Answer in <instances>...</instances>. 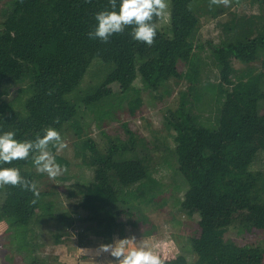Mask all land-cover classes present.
Returning <instances> with one entry per match:
<instances>
[{
    "label": "trees",
    "instance_id": "16d2710c",
    "mask_svg": "<svg viewBox=\"0 0 264 264\" xmlns=\"http://www.w3.org/2000/svg\"><path fill=\"white\" fill-rule=\"evenodd\" d=\"M253 1L264 10V0ZM116 3L119 11L121 0ZM202 4L205 11H199ZM7 6L0 23V135L14 131L15 139L24 141L42 137L49 127L62 138L68 128L74 130L76 155L94 173V180L79 185L76 192L79 201L73 212L83 210L81 220L89 225L83 232L89 228L107 237L119 226L150 222L139 203L154 202L161 190L148 158L138 150L143 139L128 123H123L125 139L102 131L107 140L101 148L94 137H85L82 111L92 113L100 128L125 102L135 115L143 105V90L162 101L173 93L172 85L185 80L188 89L179 92L178 107L167 109L164 120L173 136L176 171L188 183L177 207L189 217L198 215L200 231L190 238L194 261L181 252L174 258H162L164 264H264V240L240 245L225 238L238 217L247 229L264 231V25L256 28L259 17H249V25L232 21L227 31L236 32L212 46L219 80L210 85L213 95L206 100L199 90L196 63L198 51L205 48L198 42L202 14L216 18L227 10L225 6L213 10L210 0H171V34L157 26L151 46L133 39L134 26L112 35L108 42L89 37L98 24L96 14L111 10L109 0H10ZM95 59L111 68L105 69L99 84L75 96ZM234 60L246 67L236 68ZM180 63L187 65L185 72ZM138 80L141 87L136 86ZM16 87L26 94L20 105L15 95L9 99ZM190 95L195 102L212 107L213 122L207 124L203 113L194 111ZM49 148L60 165H69L52 145ZM36 154L11 164L0 162V168H19L21 176L35 181L40 192L37 198L21 186L0 187V222L7 223L11 241L27 264H49L36 255L29 234L43 216L59 218L64 210L46 200L51 192L40 187L33 171ZM62 218L67 223L71 219ZM83 232L79 244L86 245L89 241ZM155 233V225L144 231ZM60 238L58 233L56 244L62 242Z\"/></svg>",
    "mask_w": 264,
    "mask_h": 264
},
{
    "label": "rangeland",
    "instance_id": "374dc122",
    "mask_svg": "<svg viewBox=\"0 0 264 264\" xmlns=\"http://www.w3.org/2000/svg\"><path fill=\"white\" fill-rule=\"evenodd\" d=\"M9 1L0 2V23L4 18L3 10L8 7L7 3ZM167 2L169 4L167 13L163 18L159 19L157 26L162 32L171 34V0H167ZM199 9V11H205L206 5L202 4ZM216 9H218V6L214 5L213 10ZM202 15L203 25L198 42L205 44V48L197 50L196 63L199 65L201 77L199 90L205 95L207 100L209 96L213 95L210 85L217 83L219 80V71L212 55V46L232 37L236 32L227 31V27L232 25V21L249 25V17L256 15L259 18L255 19V24L257 25L255 26L256 28L262 27L264 25V10L259 2L240 0L238 4L232 3L224 13L216 18H212L210 14ZM209 42H212V45ZM255 65L257 69L260 66L259 63ZM234 66L238 69H244L246 64L239 60H234ZM110 68V64L95 59L75 96H80L99 84L104 73H106L105 69L109 70ZM180 70L185 72L187 65L180 63ZM136 86H142L139 80L136 82ZM172 87L174 89L173 93L162 101L156 100L149 91L143 90L141 93L143 105L135 115L130 113L129 105L125 102L114 109L113 116L106 117L101 122L100 128L98 119L90 112L82 111L81 121L86 127L85 132L87 135L85 137H94L101 148L104 147L107 140L102 131H106L112 137L120 136L121 138H126L123 128V123L125 122L143 139L138 144V150L142 156L148 158L152 176L158 181V187H160L161 191L154 202L139 203L141 211L149 217L150 222L140 221L137 226L128 225L126 226L127 228H121L120 226L117 228L116 231L124 229L123 233L126 230L125 235L129 239L135 238L128 246L138 247L141 243H144L161 258H174L183 252L190 261H194L196 254L191 251L190 238L199 234V217L198 215L189 217L178 210L176 202L179 201L177 199L184 194L188 183L185 177L176 171L177 163L171 151L174 147L173 136L164 120V114L167 109H176L178 107L180 103L179 92L188 89V82L184 80L179 85H172ZM11 92L9 99H13L15 95L16 104L20 105L21 101L26 98V94L21 93L17 87L15 89L12 88ZM192 98L190 95L191 100ZM192 101L194 102V111L203 113L201 115L203 121L207 124L213 122L215 111L210 110L212 107ZM63 139L67 142L68 147L57 154L69 162L68 166L61 165L66 168V171H63L55 179H50L47 173H39L36 167L33 168V171L39 176L37 179L40 187L44 191L51 192L46 197V200L52 201L55 209H63L64 213L62 212L63 216L59 218L56 216H43L42 221L35 226V232H31L30 234L32 235L29 234V241L36 245L34 249L36 255L46 258L49 264H115V258L110 253H102L101 256H95L90 252L88 256L82 254V251L78 249L77 244L80 239V233L89 225L81 220L85 215L83 210L80 209L73 212L79 201V196L76 192L79 185L88 184L94 180V173L90 167L83 163L82 158L76 155L74 147L76 136L72 128L67 129ZM262 158H264V155ZM71 191L75 192V194L70 195ZM66 216L71 217L69 223L62 220V217L65 218ZM122 219L126 221V217ZM153 225L156 226L155 235L144 234V231ZM7 227L8 225L5 221L0 222V264H27L23 255L17 252V244L11 241ZM58 233L61 234V241L65 243L56 247V235ZM117 233L119 236L120 232ZM83 234L84 239H93L89 237L90 234L93 236V232L89 228ZM105 237L103 236L104 240L98 239L94 243L102 244L106 241ZM225 238L231 239L240 245L258 244L264 240V231L256 228L247 229L241 218L238 217L229 226ZM61 247L65 248L62 249ZM67 254L71 256V259L66 258ZM95 259L99 260L96 261Z\"/></svg>",
    "mask_w": 264,
    "mask_h": 264
},
{
    "label": "clouds",
    "instance_id": "9594fccd",
    "mask_svg": "<svg viewBox=\"0 0 264 264\" xmlns=\"http://www.w3.org/2000/svg\"><path fill=\"white\" fill-rule=\"evenodd\" d=\"M109 4L111 10L105 9L96 14L98 24L94 31L88 33L89 37L108 42L112 35L123 33L126 27L134 26L131 33L133 39L149 46L154 43L157 35L154 18H163L169 7L167 0H121L119 11L115 10L116 0H109ZM231 4L232 0H210V7H228ZM44 133L42 137L37 135L35 140L19 141L15 139L14 131L4 132L0 135V162L11 164L14 160H27L30 154L38 153L33 156L37 171L47 173L50 179H55L66 171V168L57 163L49 145L59 153L67 148L68 144L55 128H46ZM5 185L21 186L37 198L40 196L37 183L22 177L20 169L16 167L0 168V187ZM134 239L133 237L117 240L115 244H102L96 254L110 253L118 264H164V260L144 243L138 247H129Z\"/></svg>",
    "mask_w": 264,
    "mask_h": 264
},
{
    "label": "crops",
    "instance_id": "0c3cea01",
    "mask_svg": "<svg viewBox=\"0 0 264 264\" xmlns=\"http://www.w3.org/2000/svg\"><path fill=\"white\" fill-rule=\"evenodd\" d=\"M124 228H127V227H124ZM117 232H120V234H119V236H118V233ZM124 232V230H121L120 229V231H116L115 232V234L114 235H109V236H107V237H105L106 238V240H107V242L105 241V242H103L102 244H115V242L117 241V240H122V239H129V237H127L126 235H125V233H126V230H125V233H123ZM117 233V234H116ZM91 235V234H90ZM89 235V237L90 238H93V239H88L87 241H89V242H87L88 244H86V245H83V244H79V242H78V249H80L81 251H82V249L83 250H85V251H82V254H86V255H88L89 256V254H90V252L93 254V255H95V256H101V254L100 255H97L96 254V250L97 249H99V247H100V245H102V244H97V243H94V242H96V240H98V239H102V240H104L103 239V236H99V235H97L95 232L93 233V236L91 235L90 236ZM65 242L64 241H62V242H60V243H58L57 244V246L56 247H58L59 245H61V244H64ZM66 245V244H65ZM72 247V246H71ZM62 248V247H61ZM65 248V247H64ZM64 248H62V249H64ZM67 257V259H71V256L69 255V254H67L66 255ZM96 261H98L99 259H95ZM115 264H118V262H116V260H115Z\"/></svg>",
    "mask_w": 264,
    "mask_h": 264
}]
</instances>
